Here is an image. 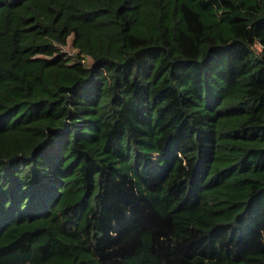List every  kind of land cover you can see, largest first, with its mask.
Wrapping results in <instances>:
<instances>
[{"label": "trees", "instance_id": "obj_1", "mask_svg": "<svg viewBox=\"0 0 264 264\" xmlns=\"http://www.w3.org/2000/svg\"><path fill=\"white\" fill-rule=\"evenodd\" d=\"M0 264H264V0H0Z\"/></svg>", "mask_w": 264, "mask_h": 264}, {"label": "rangeland", "instance_id": "obj_2", "mask_svg": "<svg viewBox=\"0 0 264 264\" xmlns=\"http://www.w3.org/2000/svg\"><path fill=\"white\" fill-rule=\"evenodd\" d=\"M71 39H72V38H69V40H68V44H67V47L64 49V51L67 52L68 54H73V50H72L71 47H70Z\"/></svg>", "mask_w": 264, "mask_h": 264}]
</instances>
